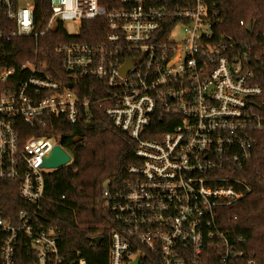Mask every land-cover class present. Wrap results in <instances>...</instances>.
Wrapping results in <instances>:
<instances>
[{"label":"built area","instance_id":"built-area-1","mask_svg":"<svg viewBox=\"0 0 264 264\" xmlns=\"http://www.w3.org/2000/svg\"><path fill=\"white\" fill-rule=\"evenodd\" d=\"M224 3L50 0V19L37 30L31 0H0V190L16 188L34 205L14 217L0 212V264H20L24 250L31 264H67L60 230L37 215L50 206L46 174L59 169L43 163L63 146L27 133L48 118L91 117L92 102L77 92L88 79L97 83L89 91L100 92L105 113L136 142L138 158L128 179L102 188L99 205L117 224L109 264H197L209 249H220V264H229L242 254L221 228L218 210L251 192L242 172L264 151V118L255 106L263 87L254 74V66L264 67V29L248 23L249 33L256 29L247 40L223 31ZM98 23L106 31L95 41L54 46L64 80L53 59L21 61L8 52L26 38L37 41L60 28L79 35ZM158 117L174 126L154 131ZM63 149L71 156L67 165L73 156ZM76 255L77 264H88Z\"/></svg>","mask_w":264,"mask_h":264},{"label":"trees","instance_id":"trees-1","mask_svg":"<svg viewBox=\"0 0 264 264\" xmlns=\"http://www.w3.org/2000/svg\"><path fill=\"white\" fill-rule=\"evenodd\" d=\"M31 1L35 28L45 29L51 15L50 0ZM224 10L226 26L222 30L241 40L255 37V27L252 34L247 31L250 22L255 26L260 24L264 29V0H225ZM105 31L101 23L83 29L79 35H69L60 28L56 32H45L37 41L30 37L15 47L11 43L8 52L21 61L35 55L48 61L53 59L61 71L59 77L64 80L62 58L54 54V46L74 40L95 41ZM11 62L17 67V60ZM254 74L263 87L256 111L264 118V67L254 66ZM81 83L77 92L92 102L91 117H82L76 123H69L63 117L48 118L46 125L27 133L59 140L73 156L72 162L46 174L45 196L50 206L37 210V215L46 225L60 230L59 245L67 264H77L78 251L88 264H109L110 234L117 224L112 214L99 205L102 188L106 182H123L129 178L128 167L138 162L136 142L105 113L98 101L100 92L89 91L97 84L95 80ZM161 121L163 119L159 117L155 120L154 131L162 133L174 126ZM262 138L264 140V133ZM242 175L250 183L251 192L233 205L219 208L218 220L221 228L228 230L229 242L242 251L229 264H264V151H258L244 167ZM29 207L34 205L21 199L18 189L6 186L0 190L3 217H14L21 209ZM95 237H101V241L94 242ZM238 238L241 241H237ZM220 252V249H209L197 264H220ZM26 256V250L20 252V264H31V259ZM143 264H147L145 260Z\"/></svg>","mask_w":264,"mask_h":264},{"label":"water","instance_id":"water-1","mask_svg":"<svg viewBox=\"0 0 264 264\" xmlns=\"http://www.w3.org/2000/svg\"><path fill=\"white\" fill-rule=\"evenodd\" d=\"M251 29V24L248 25V30ZM71 159V156L63 149V147L57 145L53 148L52 152L45 159L43 166L47 168H60L68 163ZM101 237H95L94 242L99 243ZM131 264H138V260H135Z\"/></svg>","mask_w":264,"mask_h":264},{"label":"rangeland","instance_id":"rangeland-1","mask_svg":"<svg viewBox=\"0 0 264 264\" xmlns=\"http://www.w3.org/2000/svg\"><path fill=\"white\" fill-rule=\"evenodd\" d=\"M66 27L69 29L70 32L75 33L76 31L75 25H73L72 23H67ZM177 35H180V32H177Z\"/></svg>","mask_w":264,"mask_h":264}]
</instances>
